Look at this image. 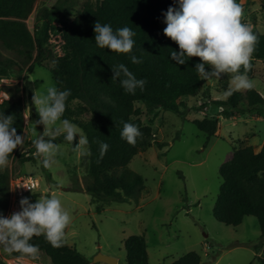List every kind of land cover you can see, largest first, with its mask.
<instances>
[{
	"label": "trees",
	"instance_id": "obj_1",
	"mask_svg": "<svg viewBox=\"0 0 264 264\" xmlns=\"http://www.w3.org/2000/svg\"><path fill=\"white\" fill-rule=\"evenodd\" d=\"M37 1L0 0V76L22 75L25 69L30 72L36 64L52 58L51 70L57 89H71L61 119H68L82 128L88 140L83 156L87 167L84 188L91 194L92 202L97 204L98 211H102L105 204L137 200L145 189V180L129 164L136 155L147 151L156 137L152 126L140 117L142 109L137 102L144 103L146 109L155 114L163 108L185 117L181 98L199 95L205 82L195 69L200 58H185L184 64H177L171 58V52L179 51V47L163 32L167 26L163 12L169 6L178 7V4L175 0H86L76 16L70 19L65 11L72 8L73 2L58 0L52 6L37 8L32 30L26 19L34 11ZM97 20L101 24H110L113 31L129 27L135 33L132 51L123 54L99 48L94 32ZM242 23L248 25L243 20ZM58 31L62 34L63 44L62 53L56 55L49 42L51 35ZM256 36L252 68L247 72L249 77L254 76L256 60L264 59V33ZM133 55L142 63L133 64L130 59ZM120 63L125 64L137 79L146 80L143 90L137 88L135 94L127 93L119 79H111L112 65ZM206 70L210 71V66L206 65ZM240 73H244L243 67ZM24 88L23 85L12 88L11 99L0 104V114L13 116L12 126L19 135H24L26 127ZM215 102L224 105L221 114L227 117L246 112L264 115V96L255 87L233 91L226 99ZM30 104L31 119H36L32 97ZM125 122L136 125L141 132L134 146L121 138ZM193 122L208 134V138L217 136L221 128L219 116L196 118ZM58 141L69 143L63 135L53 142ZM78 141L76 137L69 144L74 146ZM98 141L109 145L102 159ZM35 150L33 145L31 152ZM16 155L17 149L9 159ZM19 157L23 162L38 160L32 153H20ZM48 175L51 177L50 172ZM220 175L223 182L214 207L215 217L228 225L238 226L246 217L254 215L264 238V143L259 150L253 145L235 148L231 159L220 166ZM11 177L8 169L0 171V215L3 216L11 199ZM36 196L34 194L33 199ZM30 243L38 245L39 252H45L52 264H92L85 254L65 240L59 248L52 247L43 235L34 236ZM125 248L128 264H149L144 235H131L125 240ZM201 261L198 252L190 251L174 264H201ZM0 264L7 263L0 258Z\"/></svg>",
	"mask_w": 264,
	"mask_h": 264
},
{
	"label": "rangeland",
	"instance_id": "obj_2",
	"mask_svg": "<svg viewBox=\"0 0 264 264\" xmlns=\"http://www.w3.org/2000/svg\"><path fill=\"white\" fill-rule=\"evenodd\" d=\"M57 1L38 0L26 19L28 26L34 30L39 6H52ZM70 1L74 5L65 12L68 18L73 19L86 0ZM239 4L243 8L242 20L248 23L253 33H264V2L240 0ZM49 43L54 54L62 53L61 32H54ZM52 64V58H48L42 64H36L32 71L25 69L22 75L13 76L19 82L17 85L25 87V138L22 147L17 148V155L9 159L8 166L0 168V171L8 169L12 176L19 174L37 178L40 186L34 189L35 193L24 196L33 203L42 193L55 194L61 200L71 217L64 235L69 245L85 254L92 264H108L95 261L99 254L116 258L117 264H128L125 240L140 234L147 239L149 264H174L190 251L201 255V264H262L264 238L258 218L251 215L240 225L233 226L219 221L214 215L223 182L220 166L231 159L235 148L253 145L259 150L264 143V115L246 112L227 117L221 114L224 105L215 102L227 98L232 74L213 77L210 82L205 80L199 95L182 97L184 105L181 108L186 110V118L163 108L155 114L149 112L144 103L137 102L142 109L140 117L145 124L152 126L156 134L154 144L136 155L129 164L144 177L145 189L137 200L112 202L98 211L91 194L84 188L87 178L83 158L85 146L76 150L67 142H54L58 152L51 167L46 169L42 157L37 162H23L19 157L20 153L29 155L36 152H31L32 140L44 130L45 126L38 123L37 111L36 119H31L30 98L36 90L46 94L49 85L56 86ZM248 78L264 96V59L256 60L254 76ZM206 116L220 117L221 128L217 136L208 138V134L193 122ZM62 120L57 121V126ZM75 126L86 137L83 129ZM34 194H37L36 199L32 197ZM9 256L0 247V258ZM39 258L46 264H52L43 251L39 252Z\"/></svg>",
	"mask_w": 264,
	"mask_h": 264
},
{
	"label": "clouds",
	"instance_id": "obj_3",
	"mask_svg": "<svg viewBox=\"0 0 264 264\" xmlns=\"http://www.w3.org/2000/svg\"><path fill=\"white\" fill-rule=\"evenodd\" d=\"M178 7L169 6L163 12L166 27L164 34L174 41L179 51H172L171 58L177 64H184L193 57L200 58L195 65L198 75L211 81L222 74H232L228 92L251 90L254 83L247 76L252 68L251 56L257 43V36L249 25L242 23L243 8L237 0H175ZM95 43L99 48L116 53H130L134 46L135 33L129 27L113 31L110 24L94 23ZM133 64L142 63L135 55L130 57ZM206 65L211 70H206ZM243 67L244 73L240 70ZM113 81L119 79L125 92L135 94L137 88L143 90L146 80L137 79L129 68L120 63L112 65ZM71 89L59 90L55 85L47 87L46 94L37 90L32 97L39 114V124L44 125L41 135L32 140L36 156L42 157L45 168L51 167L58 152L53 142L60 135L73 143L79 134V141L74 147L79 150L88 144L77 127L68 119H63L66 100ZM13 116L0 114V168L9 164V157L14 150L22 147L25 136L17 134L13 127ZM121 138L130 145H135L141 135L139 128L125 122L120 133ZM48 137L47 140L44 138ZM100 158L105 155L109 145L98 141ZM35 193L31 186H24ZM21 210L10 216L0 215V247L8 254L19 253L21 258L39 259V246L30 243L34 236L43 235L45 240L55 248L63 246L65 230L71 222L69 213L63 208L61 200L55 195L41 194L36 202L24 197L20 200Z\"/></svg>",
	"mask_w": 264,
	"mask_h": 264
},
{
	"label": "built area",
	"instance_id": "obj_4",
	"mask_svg": "<svg viewBox=\"0 0 264 264\" xmlns=\"http://www.w3.org/2000/svg\"><path fill=\"white\" fill-rule=\"evenodd\" d=\"M60 25V24H59ZM19 82L13 76H0V104L10 100L12 97V88ZM36 154V152L34 153ZM24 186H31L34 189L40 186V181L37 178H30L25 175H15L11 177V199L7 208L5 217L10 216L13 212L20 211V200L32 191ZM7 264H46L42 260H32L31 258H21L20 254H11L3 259Z\"/></svg>",
	"mask_w": 264,
	"mask_h": 264
},
{
	"label": "water",
	"instance_id": "obj_5",
	"mask_svg": "<svg viewBox=\"0 0 264 264\" xmlns=\"http://www.w3.org/2000/svg\"><path fill=\"white\" fill-rule=\"evenodd\" d=\"M95 261H105L107 262L108 264H117V259L112 257V256H109V255H105V254H99Z\"/></svg>",
	"mask_w": 264,
	"mask_h": 264
}]
</instances>
